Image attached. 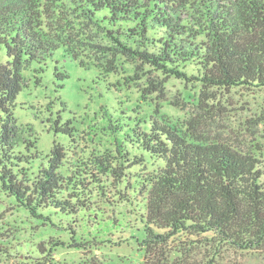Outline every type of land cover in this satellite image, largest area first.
I'll list each match as a JSON object with an SVG mask.
<instances>
[{
    "label": "trees",
    "instance_id": "obj_1",
    "mask_svg": "<svg viewBox=\"0 0 264 264\" xmlns=\"http://www.w3.org/2000/svg\"><path fill=\"white\" fill-rule=\"evenodd\" d=\"M92 31L108 40L102 59L87 43ZM92 49L94 60H104L95 63L102 74L116 73L121 59L135 64V77L157 74L148 78V93L161 77L195 80L202 89L262 90L264 0H0L3 195L50 221L46 212L77 216L111 204L102 185L106 176L142 198V264H233L232 256L244 254L264 259L258 150L205 142L158 111L131 106L103 117L94 113V121L113 134L116 151L81 160L78 121L63 115L68 107L59 97L62 110L51 113L55 139L43 154L36 129L21 125L16 115L22 106L17 98L29 87L27 74L38 66L34 72L41 75L60 50L82 64ZM189 67L197 75L188 76ZM56 71L60 80L69 78Z\"/></svg>",
    "mask_w": 264,
    "mask_h": 264
},
{
    "label": "rangeland",
    "instance_id": "obj_2",
    "mask_svg": "<svg viewBox=\"0 0 264 264\" xmlns=\"http://www.w3.org/2000/svg\"><path fill=\"white\" fill-rule=\"evenodd\" d=\"M89 33L92 40L87 43L96 47L102 59L108 40L102 33ZM94 51L81 56L82 65L60 50L41 75L34 72L38 66L27 74L29 87L17 98L22 106L16 115L21 125L36 129L43 154L53 146L51 113L62 110L61 97L68 107L63 115L78 121L81 138L76 157L81 160L107 149L116 151L113 134L94 121V113L103 117L104 111L114 113L132 106L144 112L158 111L172 125L205 142L246 152L258 150L264 164V89H202L195 80L172 77L163 82L161 77L160 86H150L148 93V78L157 74L139 72L135 77V64L128 59L118 61L116 73L102 74L96 64L104 60H94ZM56 68L69 78H57ZM187 73L197 75L194 67ZM101 179L111 204H101V211H80L77 216L46 212L50 221L32 216L0 192V264H142V198L127 185L118 187L110 177ZM231 258L233 264H264L262 257L252 254Z\"/></svg>",
    "mask_w": 264,
    "mask_h": 264
}]
</instances>
